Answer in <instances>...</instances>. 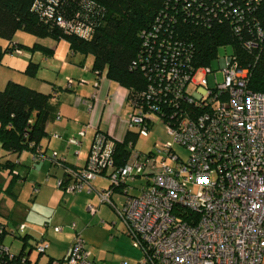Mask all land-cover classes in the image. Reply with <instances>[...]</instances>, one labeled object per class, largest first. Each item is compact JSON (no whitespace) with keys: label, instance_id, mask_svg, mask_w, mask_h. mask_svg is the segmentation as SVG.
I'll return each instance as SVG.
<instances>
[{"label":"built area","instance_id":"2783aa9c","mask_svg":"<svg viewBox=\"0 0 264 264\" xmlns=\"http://www.w3.org/2000/svg\"><path fill=\"white\" fill-rule=\"evenodd\" d=\"M47 1L52 5L59 0ZM173 2H183L188 18L204 26L230 20L231 26L240 31L245 23L256 35L243 41L247 50L264 41V28L250 15L254 11L251 0L239 4L235 0ZM55 20L66 32L91 35L92 22L87 23L79 13L73 18L59 14ZM143 36L145 47H150L156 58H140L139 64L149 78H155L139 94L141 100L133 103L128 126L136 125L148 135L156 118L163 122L161 103L174 105L178 111L172 115L177 120L175 124L166 123L167 128L175 141L186 146L189 156L183 158L168 142L155 152L135 150L124 165L116 168L114 138L98 131L87 165H64L70 180L60 177L58 185L67 192L91 191L97 189L93 179L106 174L113 186L98 190V194L101 202L111 204L114 189L121 186L126 197L119 213L133 244L143 251L136 264H264V92L248 87L251 65L242 64L235 53L220 58L225 78L220 82L215 72L217 85L211 86L207 76L214 70L212 64L195 66L191 44L153 31L145 30ZM15 51L23 52L18 45ZM198 72L202 76L195 79ZM72 83L69 78L68 84ZM191 83L201 90L200 94L190 89ZM88 105L91 109L92 104ZM85 132L86 128H81L80 134ZM70 142L80 140L74 136ZM40 148L34 152L35 159L51 157L64 164L65 158L57 150L49 155ZM138 178L144 179L143 184L135 182ZM88 207L93 213L97 211L92 203ZM71 225L75 228L76 221ZM56 228L61 230L62 226ZM49 245L46 238H41L37 249L43 253ZM1 250L13 256L7 245ZM49 264L95 262L84 236L77 231L68 255L53 258Z\"/></svg>","mask_w":264,"mask_h":264},{"label":"trees","instance_id":"16d2710c","mask_svg":"<svg viewBox=\"0 0 264 264\" xmlns=\"http://www.w3.org/2000/svg\"><path fill=\"white\" fill-rule=\"evenodd\" d=\"M38 2H41V5ZM235 2L239 4L242 0ZM48 3L47 0H0V36L8 39L6 45L0 42V64L6 52H16V45L21 47L22 43L14 40V35L19 29L40 37L51 36L58 40L65 38L69 41L72 53L92 54V68L96 72H105L109 78L128 88L129 101L134 110L133 103L141 100L139 94L148 89L155 78V76L152 77L153 79L149 78L146 69L139 64L140 58L149 56L156 58L151 48L145 47L144 44L143 32L147 30L158 32L159 36L178 39L187 45L191 44L192 62L195 66L212 64L220 46L232 44L233 54L237 55L241 63L251 65L248 87L254 91L264 92V41L251 51L245 49L243 41L253 35L256 36L255 31L245 23H242L240 31H236L231 26L230 20L204 26L188 18V11L183 9V2L181 5L173 0H59L52 5ZM251 3L254 8V11L250 12L251 17L257 19L264 28V0H251ZM191 11H194V5ZM77 13L86 22H92L90 37L81 36L76 32H66L56 23L55 16L59 14L73 18ZM24 45L31 49L52 51L51 48L38 42ZM38 67L39 63L31 60L26 72L34 75ZM72 80V85L67 84L68 88L74 86L73 77ZM51 98V93L15 80H10L4 88H0V147L14 153L23 150H31L33 154L37 152L41 147V140L48 135L47 121L56 110ZM161 106L162 111H165V114L161 115L163 122L172 121V124H175L177 117L172 114H175L178 108L163 102ZM138 129L128 127L123 139L114 138L112 155L116 168L124 165L137 150L135 144L139 135H144ZM98 131L108 133L97 129L95 134ZM40 149L46 152L42 147ZM173 149L176 151L174 143ZM155 151L152 149L146 153ZM87 162L83 166H72L63 161V165L82 168ZM0 164L10 172L17 166V162L12 159L1 161ZM67 175L68 173L64 175L65 181L70 180ZM15 176L14 181L17 179ZM139 182L143 184L144 179ZM58 186L63 188V185ZM112 186L110 181L107 187ZM114 191L123 192L121 186L116 187ZM0 222L3 223V230L0 231V264H38L30 258L29 251L26 250L28 241L26 224L20 222L12 227L7 220L1 219V216ZM22 224L25 227L22 228ZM9 232L15 235L19 233V237L24 239V247L21 250L15 252L10 249L13 253L12 257L1 250V246L6 245L4 239ZM39 240L34 243V247L38 246Z\"/></svg>","mask_w":264,"mask_h":264},{"label":"crops","instance_id":"0c3cea01","mask_svg":"<svg viewBox=\"0 0 264 264\" xmlns=\"http://www.w3.org/2000/svg\"><path fill=\"white\" fill-rule=\"evenodd\" d=\"M35 42L51 48L52 51L46 52L40 49L43 51L40 58H35L34 53L30 56L8 57L7 59L3 57L0 64V88H4L10 80H15L51 93V101L56 106V110L47 121L48 135L41 140L40 145L49 155L57 150L59 155L65 158L66 164L83 166L87 162L97 129L107 131L115 139H123L126 136L127 121L129 113L132 112L128 97L129 90L125 85L109 78L105 72H96L92 68L93 59L90 65H86L85 58L76 61L72 57L70 61L68 60L69 55L57 59L52 56L56 44L49 45L38 39H35ZM36 49L30 48L31 51ZM69 52H71L70 44ZM31 60L39 63L34 75L26 72ZM55 62L60 65L56 75L53 74ZM45 65H50V67ZM66 65L69 66L67 70L73 75L68 74L63 80L60 77V70ZM41 66L43 69L40 71ZM48 69H51V72ZM72 77L80 83L75 82L72 88H68V79ZM81 78L85 83L80 81ZM97 82L99 85L95 87ZM89 102L92 104L91 109ZM83 127L86 128V132L81 135L80 130ZM74 136L79 138V143L70 142V138ZM6 159L16 161L17 166L14 171H9L10 178L1 176L0 181L3 189L8 183L7 192L13 195L16 201L13 206L0 209V216L3 213L11 225L20 222L26 224L28 239L26 250L29 251V256L34 262L49 264L53 258H65L77 231L84 236L95 264H122L124 261L136 264L139 262L143 251L133 244L131 236L127 233L126 224L123 219L120 220L122 218L120 213L116 212L118 220L115 218V220L106 221L99 216L103 202L99 200L98 190L109 186L110 181L108 182L109 178L106 174L93 179L92 183L97 189L89 191L85 188L81 191L67 192L58 186V179L64 177L66 173L65 166L51 157L35 159L31 150L14 153L7 152L0 147V162ZM20 166L29 167L27 174L23 175ZM0 168L5 171L9 170L1 164ZM14 176L17 178L15 181ZM26 178L30 182L33 181V190L37 192L31 206L22 201L20 193L14 191L15 183L25 182ZM26 183L23 184L26 185ZM3 201L6 202V199ZM90 203L95 205L96 212L93 213L89 209ZM90 217L93 219L89 220ZM73 221L77 223L75 228L71 225ZM56 226H62V229L57 230ZM105 229L111 232H104ZM41 238H46L50 243L45 251L46 254L34 250V243ZM22 241L19 250L24 247L23 238Z\"/></svg>","mask_w":264,"mask_h":264},{"label":"rangeland","instance_id":"374dc122","mask_svg":"<svg viewBox=\"0 0 264 264\" xmlns=\"http://www.w3.org/2000/svg\"><path fill=\"white\" fill-rule=\"evenodd\" d=\"M35 39L41 40L43 42L45 41L44 43L47 42L46 44H49V45L56 44L55 51H54V54L52 56L57 58V59H61L62 57L67 56V55H69L68 60H70V61H71L72 57H74V59L76 61H79L81 58H85L86 65H90V62L92 61L91 59H93L92 54L86 55V54L78 52L75 55H73L71 52H69V42L65 38H61V39L57 40V39L50 37V36L40 37V36H37L33 33L27 32L26 30H23V29H19L14 35V40L21 42L23 44V45L21 44L23 54L8 51L5 53L4 59H7L8 57H16V56H24V55L30 56L31 53H34L35 58H40L43 54L42 50L36 49L35 51H31L30 48H28L24 45V43L33 44ZM0 42H2L4 45H6L8 43V39L0 36ZM233 50L234 49H233L232 44H223L220 46L217 56L212 61V67L214 70L212 72L208 73V76H207L208 80H209V84L211 86L217 85L216 78H215V72L217 73L218 80L220 82H222L224 80V78H225L224 77V70L220 66L219 59L224 57V56H228V55L232 54ZM77 64H78V62H77ZM45 66L50 67V65H45ZM59 66L60 65H57V62H55L54 66H53V69H54L53 74L54 75H56L57 70H59ZM68 68H69V66L66 65V66H64V68H62L60 70L61 79L63 78V80H64V78H66L68 76V74L73 75V74H71L72 72H69L67 70ZM42 69H43V67L41 66L40 71ZM44 70H45V72H47L46 69H44ZM48 70H49V72H51V69H48ZM201 76H202V74L198 72L195 74V79H199ZM81 79H82L81 82L85 83V81H83L84 79L83 78H81ZM74 80L76 83H80V82H78V80L76 78H74ZM194 85H195L194 83H191L190 89L195 94H197V95L200 94L201 90L199 88H196ZM95 87H96V84H95ZM130 113H129V115H130ZM128 119H129V117H128ZM127 125H128V123H127ZM137 128L138 127L136 125H134V126L131 125V129L137 130ZM150 130H151L150 134H148V135H141V134L139 135V138L135 144V148L137 150H141L144 152H147V151L152 150V149L157 150V147L159 145L166 144L168 142H172V143H174V147L176 148V151L181 156H183V158L186 159L189 156V151L187 150L186 146L177 140L175 141V137L172 133L169 132L166 123H164V122L160 121L158 118H156L154 120V123L150 125ZM156 153L158 156L157 158L161 159L162 154L158 151ZM168 161H170V158L168 159ZM20 167L22 169V172L24 173L23 175L27 174L29 167L28 166H20ZM35 170L39 171V169H35ZM1 176L9 177V178L11 177V175L9 174V170L5 171L4 169L0 168V178H1ZM139 180H141V179L138 178V180L135 182H139ZM108 182H109V180H108ZM23 183H26V185ZM32 184H33V181L30 182L29 179L26 178L25 182L21 183V182L17 181L15 183V186H14L15 187L14 191L20 193L22 201L26 202V204L29 206L33 205V202L35 201V200L33 201V197L37 193L33 190ZM7 185H8V183L5 184V186H4L5 189H3L2 183L0 181V209H2V208L4 209L6 206L11 207V206H13V204L16 201V198L7 192ZM113 195H112V199L114 201V204H111L110 202H103V203H101L102 206H100L101 210L103 212L101 211L99 216H102L106 221H111L112 219L115 220V218H117L116 212L117 211L119 212L123 208V205H124V200H125L126 194H124L121 191H115V193ZM4 199H6V202L3 201ZM115 202H116V204H115ZM1 219L6 220V218L3 214H1ZM92 219H93V217L89 218V220H92ZM121 219L122 218H120V220ZM117 220H118V218H117ZM93 223H95V221ZM10 226H14V225L10 224ZM105 230H104V232H107V231L111 232V230L110 231L109 230L105 231ZM115 230L116 229H114V231ZM4 241H5L6 245L9 246L12 251H15V252L19 251V249L23 243L22 238L19 237V233H17V235L14 236L10 232L6 234ZM34 250H35V252H39L37 247H35ZM43 254H46V252H43Z\"/></svg>","mask_w":264,"mask_h":264}]
</instances>
